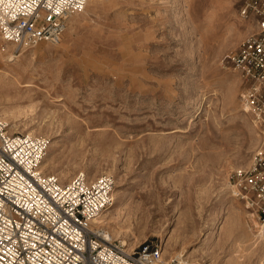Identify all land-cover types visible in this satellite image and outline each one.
Returning <instances> with one entry per match:
<instances>
[{
    "label": "rangeland",
    "instance_id": "1",
    "mask_svg": "<svg viewBox=\"0 0 264 264\" xmlns=\"http://www.w3.org/2000/svg\"><path fill=\"white\" fill-rule=\"evenodd\" d=\"M261 4L91 0L57 43L0 36V117L54 142L41 169L62 183L114 179L99 226L128 250L152 241L170 262L264 264V237L229 182L264 147L233 67Z\"/></svg>",
    "mask_w": 264,
    "mask_h": 264
},
{
    "label": "built area",
    "instance_id": "2",
    "mask_svg": "<svg viewBox=\"0 0 264 264\" xmlns=\"http://www.w3.org/2000/svg\"><path fill=\"white\" fill-rule=\"evenodd\" d=\"M91 0H0V34L16 46L61 40L70 16ZM258 31L249 35L233 63L250 82L246 99L264 124V4ZM246 12V10L244 11ZM48 139L10 132L0 117V264H176L162 256V243L145 241L132 251L93 219L113 202L115 181L90 180L84 172L67 183L45 173L41 161ZM230 189L250 211L264 237V147L230 174Z\"/></svg>",
    "mask_w": 264,
    "mask_h": 264
},
{
    "label": "bare ground",
    "instance_id": "3",
    "mask_svg": "<svg viewBox=\"0 0 264 264\" xmlns=\"http://www.w3.org/2000/svg\"><path fill=\"white\" fill-rule=\"evenodd\" d=\"M87 5V4H86ZM85 8V7H84ZM83 8V9H84ZM82 9V10H83ZM81 10V11H82ZM78 13V12H77ZM0 36H1V34H0ZM2 37V36H1ZM4 40V39H3ZM16 45V44H15ZM17 48L18 47H23V46H16ZM17 52H19V54H14V55H12V56H8L9 57V59H13V58H15L16 56H18V55H20L21 54V52H20V49H17ZM10 55V54H9ZM233 67H234V69L236 70V68H235V66L233 65ZM245 108H247V110L249 111H251V109H252V107H251V105L249 104V102H245V106H244ZM256 121V120H255ZM255 125H257L258 126V124H255ZM255 131V130H254ZM29 132L30 133H34V130L33 129H31V130H29ZM52 146H54V142H51V141H48V148L47 149H49V148H51ZM43 167V165L41 164L40 165V168H42ZM43 170V169H42ZM117 188H118V185L116 184V187H115V189H114V193H113V200H114V202H112L113 204L115 203V201H116V196H117ZM112 203H111V205H112ZM107 209V208H106ZM106 209L105 210H103L102 212H100L99 213V215L98 216H96L94 219H93V222L95 223V224H98V226L99 225H106V223H108V222H111L110 220H108L107 219V216H106V219L104 218V216L106 215L105 214V211H106ZM114 223V222H113ZM121 229H119L117 232H121L120 231ZM107 231V230H106ZM108 232V231H107ZM133 234V233H132ZM108 235L112 238V236H111V234L108 232ZM122 241H125V240H122ZM126 242V245L128 244L127 243V241H125ZM165 260V259H164ZM174 261L176 262V264H182L177 258H175L174 259Z\"/></svg>",
    "mask_w": 264,
    "mask_h": 264
}]
</instances>
